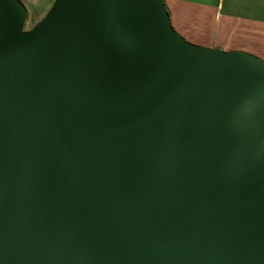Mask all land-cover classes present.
I'll return each mask as SVG.
<instances>
[{
    "label": "water",
    "instance_id": "water-1",
    "mask_svg": "<svg viewBox=\"0 0 264 264\" xmlns=\"http://www.w3.org/2000/svg\"><path fill=\"white\" fill-rule=\"evenodd\" d=\"M164 0H0V264H264V59Z\"/></svg>",
    "mask_w": 264,
    "mask_h": 264
},
{
    "label": "crops",
    "instance_id": "crops-1",
    "mask_svg": "<svg viewBox=\"0 0 264 264\" xmlns=\"http://www.w3.org/2000/svg\"><path fill=\"white\" fill-rule=\"evenodd\" d=\"M20 1L49 7L52 0ZM164 1L174 29L188 41L247 51L264 59V0Z\"/></svg>",
    "mask_w": 264,
    "mask_h": 264
},
{
    "label": "rangeland",
    "instance_id": "rangeland-1",
    "mask_svg": "<svg viewBox=\"0 0 264 264\" xmlns=\"http://www.w3.org/2000/svg\"><path fill=\"white\" fill-rule=\"evenodd\" d=\"M27 13H29V15H27L26 18V22H25V27H30L31 25H33L46 11V9L48 8V6H32V5H24Z\"/></svg>",
    "mask_w": 264,
    "mask_h": 264
}]
</instances>
